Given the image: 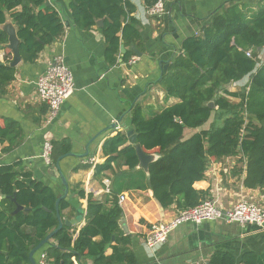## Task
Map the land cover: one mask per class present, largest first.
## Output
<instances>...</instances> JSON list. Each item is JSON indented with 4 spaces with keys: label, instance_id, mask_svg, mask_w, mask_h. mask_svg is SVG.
I'll list each match as a JSON object with an SVG mask.
<instances>
[{
    "label": "trees",
    "instance_id": "trees-1",
    "mask_svg": "<svg viewBox=\"0 0 264 264\" xmlns=\"http://www.w3.org/2000/svg\"><path fill=\"white\" fill-rule=\"evenodd\" d=\"M144 1L148 8L156 2ZM46 2L0 0V48L8 42V34L1 27L8 17L17 28L24 62H35L45 46L59 39L66 28L63 13ZM70 7L73 22L81 28L90 29L104 19L101 29L110 64L116 63L122 40L129 45L141 37L139 22L133 16L136 6L129 0H70ZM248 15L237 3L224 4L198 33L184 39L181 52L169 63L160 81L166 97L180 101L149 116L140 105L131 112L137 142L144 150L158 148L160 153L149 163L148 181L145 172L138 169L135 144H127V134L119 132L109 137L102 146L107 159L96 164L95 176L112 172L111 191L104 201L93 200L89 194L87 222L76 237L74 225H64L38 251L47 253L50 264H75L74 260L86 259L93 264H136L135 253L129 247L131 236L125 235L119 224L122 208L118 194L123 188L149 186L164 208L193 207L207 197L208 193L198 191L194 183L205 177L210 159L238 156L247 165L245 186L264 191V62L258 66L259 49L264 47V4ZM249 51L251 56L247 55ZM134 54L133 49L124 52L123 61ZM12 58L10 50L9 58L0 61V94L16 75L17 67L10 65ZM248 75V87L230 90L228 84ZM212 116L208 129L184 139L185 128L202 127ZM0 140H7L9 149L17 146L22 140L20 124L15 120L0 123ZM52 144L53 161L71 152L66 139ZM123 165L127 171L120 170ZM0 190L9 203L7 211L0 212V250L6 251L0 253V264H32V248L58 226V195L42 180L34 179L31 172H18L15 165L0 166ZM77 192L80 198L86 197L84 189ZM18 204L25 209L12 215ZM69 206L63 198L59 204L61 214ZM109 248L111 254L106 253ZM210 264H235V259L229 251L217 249Z\"/></svg>",
    "mask_w": 264,
    "mask_h": 264
},
{
    "label": "crops",
    "instance_id": "crops-1",
    "mask_svg": "<svg viewBox=\"0 0 264 264\" xmlns=\"http://www.w3.org/2000/svg\"><path fill=\"white\" fill-rule=\"evenodd\" d=\"M48 1L63 13L65 32L45 46L35 62L22 60L16 66L15 78L0 94V123L15 120L22 131L21 142L12 149L8 148L7 140H0V166L15 165L20 173L31 172L34 179L42 180L58 196L64 192L61 171L69 184V195L65 199L74 196L84 211L74 225L76 237L87 222L89 194L93 200L104 201L112 187V172L97 177L96 165L87 163L86 159L96 156L97 162L103 163L107 159L102 152L104 142L119 132L127 134L134 130L130 117L135 105H140L149 116L180 101L165 95L160 82L164 75L161 62L168 63V69L174 57L181 52L184 39L198 33L222 5L237 3L251 15L260 9L264 0L261 3L260 0H167V12L162 15L151 14L144 0H129L136 6L133 16L139 22L141 37L129 45L122 40L121 47L125 46V52L133 48L141 52V56L135 53L139 60L133 65L123 61L122 51L116 63L107 61L103 25L96 23L90 29L77 26L71 17L70 0ZM99 20H103L104 24V19ZM7 22L15 25L11 18ZM9 52L6 47L0 48V61L8 59ZM56 55L63 56L72 71L75 91L63 103L57 117L47 123L48 107L38 96L36 80L45 72L47 61ZM247 79L250 75L239 81ZM212 121L213 117L202 127L185 128L184 139L208 129ZM64 139L71 144L70 154L61 155L60 168L58 160L48 164L41 156L45 142ZM144 151L152 155V161L160 157L158 148ZM75 167L79 169L74 170ZM138 169L142 168L138 166ZM120 170L127 171L128 167L123 165ZM142 170L148 181V172ZM246 174L245 159L238 156L211 158L205 177L196 181L194 186L216 199L224 209L232 207L241 198L264 205V191L245 186ZM147 187L123 188L118 194L122 208L120 228L125 235L131 236L129 247L135 253L136 264H210V258L217 249L229 251L235 264H264V227L224 220L184 223L172 231L156 250L150 251L145 245V238L151 224L172 218L178 208L176 205L162 207L151 187ZM79 189H84L85 198L78 196ZM122 194L126 196L124 201H120ZM8 207L6 196L0 190V212L7 211ZM77 217V211L71 205L62 211L63 219ZM0 253L6 251L0 250ZM106 253L111 254L112 248ZM250 253L253 255L249 256ZM39 254L36 253L37 258ZM74 261L75 264H93L91 259Z\"/></svg>",
    "mask_w": 264,
    "mask_h": 264
},
{
    "label": "built area",
    "instance_id": "built-area-1",
    "mask_svg": "<svg viewBox=\"0 0 264 264\" xmlns=\"http://www.w3.org/2000/svg\"><path fill=\"white\" fill-rule=\"evenodd\" d=\"M166 2L167 0H156L149 7L150 13L153 15L165 14L167 12ZM247 55L251 56L250 51L247 52ZM138 60L139 56L134 54L126 63L133 65ZM239 83L240 81H237L233 85H238ZM244 85L248 87L249 79L245 81ZM36 90L40 100L48 107L46 122L50 123L57 117L63 103L75 91L73 73L66 65L63 56L56 55L47 61L45 72L40 74L36 80ZM52 150V141H46L41 156L48 164H53ZM97 159L96 156H90L86 159V162L96 165L98 163ZM107 191L109 192L110 190ZM125 199L126 196L122 194L120 201ZM211 220H224L227 223H239L242 225L255 224L264 227V205L247 198H241L232 207L224 209L217 203L216 199L207 196L198 205L178 209L172 218L151 224L145 238V245L150 251L156 250L168 239L171 232L180 225L184 223L201 224ZM38 264H50L46 252L40 254Z\"/></svg>",
    "mask_w": 264,
    "mask_h": 264
},
{
    "label": "water",
    "instance_id": "water-1",
    "mask_svg": "<svg viewBox=\"0 0 264 264\" xmlns=\"http://www.w3.org/2000/svg\"><path fill=\"white\" fill-rule=\"evenodd\" d=\"M46 5L49 6L51 5V2L47 0ZM10 18V17H8ZM8 21V19H7ZM5 22L4 24L1 25V27L7 32L8 34V42L5 44V47H7L8 49H10L13 53V58L12 61L10 62V65L12 66H17L18 64H20L22 62V55L20 53V38L18 37L17 34V28L15 27V25L9 23V22ZM98 26H102L103 25V20H99L97 21ZM125 46L121 47V51L125 52ZM133 50L135 51L136 54L138 55H142L141 52L136 49L133 48ZM259 51H261V48L259 49ZM162 63V69L163 71H165L167 69L168 63L163 64ZM231 85V84H228ZM209 105L211 107L214 106V103L211 101L209 102ZM127 135L130 138V143L131 144H135V148L139 157V167H141L142 169L146 170L148 172V167H149V163L152 161V155L148 154L144 151L143 147L141 146L140 143L137 142V136L134 132V130H130L127 132ZM70 153L66 154L69 155ZM63 156H61L58 161H57V166L60 168V160L62 159ZM60 176L62 178L63 181V185H64V192L63 194H61L60 196H58L57 200H56V213H57V217H58V226L52 230L40 243H38L35 247L32 248V250L30 251V260L32 262V264H38V260L36 259V253L42 249L46 244L50 243L53 236L57 233V231L59 229H61L64 225L67 226H73L75 224H77L78 222V218L82 217L84 214V211L82 210L79 201L74 197V196H70L68 198V202L70 203L72 208H75L78 214V217L76 219H63L62 218V214L59 208V204L60 201L63 198H66L69 195V184L64 176V174L60 171ZM15 200V198H14ZM25 209V207L23 205L18 204L17 208L12 212V215L16 214L17 212H19L20 210ZM26 209H31L30 207H27Z\"/></svg>",
    "mask_w": 264,
    "mask_h": 264
},
{
    "label": "rangeland",
    "instance_id": "rangeland-1",
    "mask_svg": "<svg viewBox=\"0 0 264 264\" xmlns=\"http://www.w3.org/2000/svg\"><path fill=\"white\" fill-rule=\"evenodd\" d=\"M258 59H259L258 66H260L264 62V50L262 51V49H261ZM244 83L245 82H240L238 85H233V83H232L231 85H229V88L231 91H239V90H242L243 86H245ZM230 98H231L230 100H232V101H235V102L239 101V98H235V97H233V98L230 97Z\"/></svg>",
    "mask_w": 264,
    "mask_h": 264
}]
</instances>
